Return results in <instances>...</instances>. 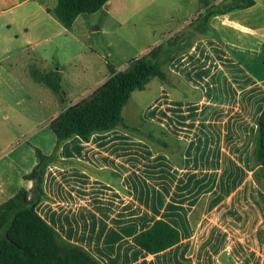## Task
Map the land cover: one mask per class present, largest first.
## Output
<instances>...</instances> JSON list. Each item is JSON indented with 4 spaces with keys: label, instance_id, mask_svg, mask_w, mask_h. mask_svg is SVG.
Listing matches in <instances>:
<instances>
[{
    "label": "crops",
    "instance_id": "obj_1",
    "mask_svg": "<svg viewBox=\"0 0 264 264\" xmlns=\"http://www.w3.org/2000/svg\"><path fill=\"white\" fill-rule=\"evenodd\" d=\"M142 1L110 0L94 30L107 47L89 46L92 58L79 73L65 75L60 66L41 68L46 43L69 29L54 12L58 0H0V206L33 188L27 176L37 164L35 150L50 156L57 145L51 121L110 78L109 59L119 54L111 39L128 30ZM238 14L232 13L233 24L247 29ZM143 34L148 45L130 47L133 54L118 62L122 68L112 64L117 71L165 41ZM164 70L166 81L151 79L124 107L134 116L145 92L155 94L136 125L122 113L140 132L117 128L59 146L61 163L46 169L38 214L102 264H264V188L253 155L264 80L216 35L193 40ZM35 71L60 75L63 104L77 98L59 111L54 91ZM157 221L177 229L180 242L150 254L134 238Z\"/></svg>",
    "mask_w": 264,
    "mask_h": 264
},
{
    "label": "trees",
    "instance_id": "obj_2",
    "mask_svg": "<svg viewBox=\"0 0 264 264\" xmlns=\"http://www.w3.org/2000/svg\"><path fill=\"white\" fill-rule=\"evenodd\" d=\"M110 0H58L55 14L59 21L70 28L83 14L100 11ZM239 4L225 10L208 8L198 18L209 19L238 9L253 7L255 0H233ZM179 39L165 40L145 55L133 60L129 67L117 71L109 65L110 78L88 97L71 105L50 123L57 137L54 153L45 155L36 149L37 164L27 179L33 181V188L21 189L17 195L0 206V264H102L85 249L65 241L59 233L47 224L36 208L46 199L44 178L47 167L61 163L57 158L59 146L79 136L88 141L94 134L121 128L138 133L140 129L130 128L123 118V109L135 91L143 90L153 78L167 80L164 70L176 56L191 44L181 48ZM264 51V46H263ZM37 80L44 83L62 97L61 77L54 72L35 71ZM253 155L264 175V110L261 113L255 137ZM259 181L258 176L256 177ZM264 188V186L262 185ZM134 242L150 254H157L180 242L177 229L164 221H157L149 230L140 233Z\"/></svg>",
    "mask_w": 264,
    "mask_h": 264
},
{
    "label": "rangeland",
    "instance_id": "obj_3",
    "mask_svg": "<svg viewBox=\"0 0 264 264\" xmlns=\"http://www.w3.org/2000/svg\"><path fill=\"white\" fill-rule=\"evenodd\" d=\"M147 2L145 0L141 2L142 7H139V11L142 10V12L136 13V16L133 15L135 17L128 24V30L121 33V35L112 37V46L110 49L113 53L117 49L119 53L117 54L119 57L113 54L109 59L113 66L117 65L120 68L124 66L118 62H121L127 54L128 56L133 54V50L130 49L133 45H148V41L144 39L146 36L143 34L144 31L150 36L152 42L179 39L178 43L181 48L186 47L189 42L203 35H216L231 47L233 52L242 58L243 62H246L249 68L254 70L259 78L264 80V0H260L256 7L233 11H240L238 17L240 21L249 26L247 29H238L233 24V12L213 15L208 20L198 18L200 14L205 13L206 9L214 3L216 6L215 9L225 10L231 5L239 4V1L148 0ZM101 11L102 9L97 15L82 16L71 28L62 30L63 32L59 34V38L54 39L51 43H46V63L41 68L50 71L55 66H60L64 70L65 75L79 73L83 63L92 58L89 46L96 48H98L97 46L102 48L107 47V38L100 31H94L99 28L100 19L103 18V12ZM151 23H153V26L148 30ZM248 28L251 30L249 31ZM136 32L141 33L136 34ZM251 32L254 34H250ZM235 40L236 43H234ZM233 44L236 46H233ZM56 45H59L58 49H56ZM48 47L51 49H48ZM22 73L20 75L24 78ZM155 80L158 81L157 79ZM16 83L28 89V83L26 81L24 82L21 79ZM49 93L57 99L59 111L69 106L70 102L77 98L76 96H72L68 98V102L63 104L59 95L51 90H49ZM145 93L148 98L145 96L146 99L143 103L133 109L135 112L134 116L128 115L130 105L124 109V117L131 125L137 124L136 117L141 116V111L144 110V105L148 101L147 99L152 100L155 95L151 89H148ZM255 175L256 177L258 176L259 181L264 186V175L260 170H257Z\"/></svg>",
    "mask_w": 264,
    "mask_h": 264
}]
</instances>
